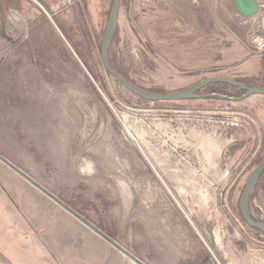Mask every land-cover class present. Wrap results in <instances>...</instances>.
<instances>
[{"label": "rangeland", "instance_id": "obj_1", "mask_svg": "<svg viewBox=\"0 0 264 264\" xmlns=\"http://www.w3.org/2000/svg\"><path fill=\"white\" fill-rule=\"evenodd\" d=\"M36 1L50 18L33 0L0 2V204L8 215L47 235L55 264H136L70 210L145 264H264V233L238 208L264 159V95L145 100L101 62L112 0H50L52 10ZM262 5L121 0L109 61L156 92L215 75L264 85V50L251 42L264 37ZM251 196V212L264 220V171Z\"/></svg>", "mask_w": 264, "mask_h": 264}, {"label": "water", "instance_id": "obj_2", "mask_svg": "<svg viewBox=\"0 0 264 264\" xmlns=\"http://www.w3.org/2000/svg\"><path fill=\"white\" fill-rule=\"evenodd\" d=\"M36 4H38L42 10L47 14V16L50 18L49 13L41 6L40 3H38L36 0H33ZM120 1L121 0H112L107 23L105 26V30L102 36L101 44H100V58L102 65L106 72H108L112 77H114L123 87L134 93L135 95L148 100V101H160V100H184V99H195V98H217V99H223V100H230V101H238L245 97H248L252 94H262L264 95V85H252L247 84L245 82L237 81L233 77L227 76V75H215L210 76L207 78H203L201 80H198L182 89L175 90V91H168V92H156L151 91L148 89H145L130 79H128L126 76H124L122 73L117 71L115 68L112 67L110 61H109V48L112 41V38L115 34L116 27H117V20H118V14L120 9ZM258 4L264 3V0H256ZM215 82H226L240 90L243 91V94L240 96H229L226 94H221L219 92H208L201 94L200 91L204 89L208 84L215 83ZM94 83V82H93ZM94 86L96 87L97 91L102 95V97L106 100L105 96L103 95L100 88L94 83ZM108 103L110 109L116 114L114 111L112 105L106 100ZM0 157L3 159V157L0 155ZM151 165V164H150ZM15 170H17L20 174L30 179L24 172H22L19 168L13 166ZM152 167V166H151ZM153 168V167H152ZM264 171V159L260 161L258 164H256L252 170L249 172L246 182L244 184V187L242 189L239 201H238V208L240 210V213L246 222V224L249 227L256 228L260 232L264 233V220L258 219L250 209V198L252 195V192L254 190V187L256 183L258 182V179L262 172ZM156 173V172H155ZM157 174V173H156ZM158 175V174H157ZM159 177V175H158ZM33 184L38 186V184L30 179ZM180 207V206H179ZM75 216H77L80 220H82L85 224L90 226L92 229H94L97 233H99L101 236L106 238L108 241H110L112 244L117 246L124 254L129 256L136 264H145L143 261H141L138 257H136L134 254L126 250L124 247L119 245L116 241L108 237L105 233H103L100 229L95 227L93 224H91L89 221H87L84 217L77 214L76 212L70 210ZM184 213V212H183ZM185 215V214H184ZM188 219V218H187ZM192 225V224H191ZM200 239L203 241V243L206 245L208 250L210 251L207 244L204 242L203 238L200 236L196 228L192 225ZM211 252V251H210ZM212 253V252H211ZM213 255V254H212ZM215 258V256L213 255ZM216 259V258H215ZM216 262L218 263L217 259Z\"/></svg>", "mask_w": 264, "mask_h": 264}, {"label": "crops", "instance_id": "obj_3", "mask_svg": "<svg viewBox=\"0 0 264 264\" xmlns=\"http://www.w3.org/2000/svg\"><path fill=\"white\" fill-rule=\"evenodd\" d=\"M24 1L27 0H15L17 5H24ZM0 2L6 8L3 0ZM44 2L52 10L50 0ZM30 229L17 216L8 215L0 204V264H55L47 247V235L42 237Z\"/></svg>", "mask_w": 264, "mask_h": 264}, {"label": "trees", "instance_id": "obj_4", "mask_svg": "<svg viewBox=\"0 0 264 264\" xmlns=\"http://www.w3.org/2000/svg\"><path fill=\"white\" fill-rule=\"evenodd\" d=\"M116 29H117V27H116ZM116 69V68H115ZM118 70V69H117ZM119 71V70H118ZM120 72V71H119ZM238 81H240V80H238ZM241 82H244V81H241ZM246 83V82H245ZM247 84H249V83H247ZM252 85H254V84H252ZM226 87H233V88H236V87H234V86H232V85H230V84H228V83H226V82H215V83H210V84H208L204 89H207L208 91H210V92H219L220 93V90L221 89H224V88H226ZM238 89V88H237ZM221 94H226V93H224V92H221ZM226 95H229V94H226ZM229 96H233V95H229ZM258 181H259V179H258ZM258 183V182H257ZM256 183V184H257ZM256 186V185H255ZM255 188V187H254ZM251 198H252V196H251ZM241 214V213H240ZM242 216V215H241ZM243 218V217H242ZM244 220V219H243ZM257 232H260L259 230H257L256 228H254ZM260 233H262V232H260Z\"/></svg>", "mask_w": 264, "mask_h": 264}, {"label": "built area", "instance_id": "obj_5", "mask_svg": "<svg viewBox=\"0 0 264 264\" xmlns=\"http://www.w3.org/2000/svg\"><path fill=\"white\" fill-rule=\"evenodd\" d=\"M252 44L256 47L257 50L263 51L264 50V37L262 36H254L251 40Z\"/></svg>", "mask_w": 264, "mask_h": 264}, {"label": "bare ground", "instance_id": "obj_6", "mask_svg": "<svg viewBox=\"0 0 264 264\" xmlns=\"http://www.w3.org/2000/svg\"><path fill=\"white\" fill-rule=\"evenodd\" d=\"M134 262V261H133Z\"/></svg>", "mask_w": 264, "mask_h": 264}]
</instances>
